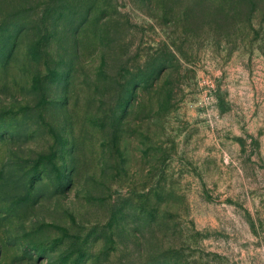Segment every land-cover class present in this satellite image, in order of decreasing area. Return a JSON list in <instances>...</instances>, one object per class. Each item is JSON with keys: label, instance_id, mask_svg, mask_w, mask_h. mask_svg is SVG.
<instances>
[{"label": "rangeland", "instance_id": "obj_1", "mask_svg": "<svg viewBox=\"0 0 264 264\" xmlns=\"http://www.w3.org/2000/svg\"><path fill=\"white\" fill-rule=\"evenodd\" d=\"M0 264H264V0H0Z\"/></svg>", "mask_w": 264, "mask_h": 264}, {"label": "trees", "instance_id": "obj_2", "mask_svg": "<svg viewBox=\"0 0 264 264\" xmlns=\"http://www.w3.org/2000/svg\"><path fill=\"white\" fill-rule=\"evenodd\" d=\"M50 15V14H49Z\"/></svg>", "mask_w": 264, "mask_h": 264}]
</instances>
